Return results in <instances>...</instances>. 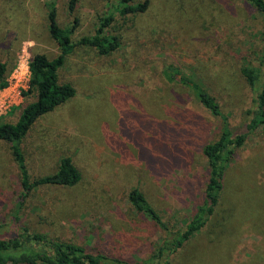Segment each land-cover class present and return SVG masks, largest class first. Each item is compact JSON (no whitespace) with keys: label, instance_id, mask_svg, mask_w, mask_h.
<instances>
[{"label":"rangeland","instance_id":"obj_1","mask_svg":"<svg viewBox=\"0 0 264 264\" xmlns=\"http://www.w3.org/2000/svg\"><path fill=\"white\" fill-rule=\"evenodd\" d=\"M50 1L0 0L7 82L33 54H59L48 28ZM56 1L61 26L77 18L73 40L92 35L100 16L113 12L106 32L117 34L120 46L100 55L76 45L58 70L76 94L40 116L21 141L31 179L69 156L81 175L77 184L40 185L22 196L10 144L0 139V237L27 227L119 264H264V126L236 148L206 224L170 256H159L162 231L127 198L137 187L170 227L184 226L207 181L202 147L223 124L180 76L208 90L230 125L245 130L254 92L241 68L257 67L264 79V16L244 0H134L147 7L127 14L115 10L116 0H78L73 15L68 0ZM167 65L177 68L171 81ZM28 88L0 124L15 123L35 99Z\"/></svg>","mask_w":264,"mask_h":264},{"label":"trees","instance_id":"obj_2","mask_svg":"<svg viewBox=\"0 0 264 264\" xmlns=\"http://www.w3.org/2000/svg\"><path fill=\"white\" fill-rule=\"evenodd\" d=\"M78 0H68L67 11L74 14ZM264 16V0H244ZM147 2L134 3V0H116L115 10L121 14L144 11ZM113 12L100 16L98 26L90 36L72 39L77 27V18L68 26H61L58 21L56 0L48 3V28L51 37L59 46V54L50 59L43 53H35L28 62L30 72L28 92L35 94V99L21 111L15 123L0 124V139L10 144L12 158L17 164L21 184V195L25 196L33 188L40 185L73 186L80 180V172L69 156H61L56 170L45 176L31 179L25 156L21 149V141L32 124L45 113L66 102L76 94L75 87L69 82H60L58 70L63 65L76 45H89L98 54L107 55L120 46L117 34H108L106 28L113 20ZM264 64V49L262 54ZM7 64L0 62V89L7 86ZM248 85L254 92V107L250 118L241 131L230 125L228 117L222 112L216 98L196 81L180 76V82L190 88L200 104L213 116L222 121V129L216 140L206 142L202 154L207 161V181L203 191L202 202L185 221L182 228L170 227L150 203L139 188H132L127 194L129 203L135 210L145 214L162 231L163 237L157 247L159 256H170L188 238L197 233L207 222L218 203L223 187V175L227 164L232 159L236 148L241 146L248 133L264 126V79L261 80L257 67L244 65L241 68ZM164 75L171 81L177 75V68L167 65ZM120 261L105 254L89 251L83 245L70 241L52 238L47 234L31 232L21 227L17 234L0 237V264H119Z\"/></svg>","mask_w":264,"mask_h":264},{"label":"built area","instance_id":"obj_3","mask_svg":"<svg viewBox=\"0 0 264 264\" xmlns=\"http://www.w3.org/2000/svg\"><path fill=\"white\" fill-rule=\"evenodd\" d=\"M12 77L14 81L8 80L7 86L0 89V115L6 114L21 99V90L29 84L30 72L28 65L26 64L24 70H20L19 67L15 69Z\"/></svg>","mask_w":264,"mask_h":264}]
</instances>
